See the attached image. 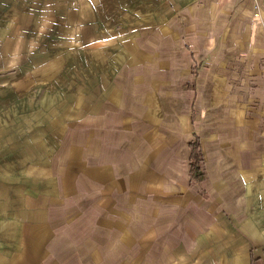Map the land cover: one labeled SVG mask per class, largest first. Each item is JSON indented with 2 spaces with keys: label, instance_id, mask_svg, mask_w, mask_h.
<instances>
[{
  "label": "crops",
  "instance_id": "crops-1",
  "mask_svg": "<svg viewBox=\"0 0 264 264\" xmlns=\"http://www.w3.org/2000/svg\"><path fill=\"white\" fill-rule=\"evenodd\" d=\"M144 13L88 50L77 107L48 104L0 155V264H264V0Z\"/></svg>",
  "mask_w": 264,
  "mask_h": 264
},
{
  "label": "rangeland",
  "instance_id": "rangeland-1",
  "mask_svg": "<svg viewBox=\"0 0 264 264\" xmlns=\"http://www.w3.org/2000/svg\"><path fill=\"white\" fill-rule=\"evenodd\" d=\"M147 2L150 0H0V155L23 144L17 129L26 121L45 120L48 104L59 114V108L77 107L78 96L85 99L88 76L94 75L93 67L95 70L102 54L96 49L98 56L94 61L90 56L89 61L88 50L109 43L116 34L125 40L138 22H146ZM95 76H99L97 71ZM175 96L176 121L182 123L185 110L178 106L184 96ZM195 116L194 111L192 120ZM58 159L63 161L61 153ZM26 176L31 178V186L39 180L38 175ZM204 176L205 164L202 176L191 179L200 182Z\"/></svg>",
  "mask_w": 264,
  "mask_h": 264
},
{
  "label": "trees",
  "instance_id": "trees-1",
  "mask_svg": "<svg viewBox=\"0 0 264 264\" xmlns=\"http://www.w3.org/2000/svg\"><path fill=\"white\" fill-rule=\"evenodd\" d=\"M190 174L193 179H199L204 172V160L201 145L197 136L191 141Z\"/></svg>",
  "mask_w": 264,
  "mask_h": 264
},
{
  "label": "built area",
  "instance_id": "built-area-1",
  "mask_svg": "<svg viewBox=\"0 0 264 264\" xmlns=\"http://www.w3.org/2000/svg\"><path fill=\"white\" fill-rule=\"evenodd\" d=\"M256 1V0H255Z\"/></svg>",
  "mask_w": 264,
  "mask_h": 264
}]
</instances>
